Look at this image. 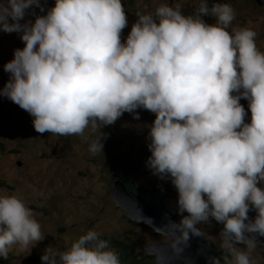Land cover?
Returning a JSON list of instances; mask_svg holds the SVG:
<instances>
[{
    "label": "clouds",
    "instance_id": "obj_1",
    "mask_svg": "<svg viewBox=\"0 0 264 264\" xmlns=\"http://www.w3.org/2000/svg\"><path fill=\"white\" fill-rule=\"evenodd\" d=\"M33 8L44 11L41 0H0V30L20 33L24 43L3 65L10 79L0 96L29 113L40 134L87 140L86 130L99 133L89 144L93 155L103 152L102 127L126 112L139 120L137 109L154 113L147 167L177 190L178 211L187 213L178 220L184 239L199 236L196 225L211 218L223 225L222 247L234 264H253L237 245L252 250L264 237V188L257 186L264 183V53L256 32L230 34L235 11L226 3L211 9L214 24L203 19L206 4L194 15L179 4L161 5L155 16L137 13L123 43L121 0H55L45 15L21 23ZM44 239L21 198L0 196V263L13 245L30 253ZM107 249L89 230L67 250L46 247L41 261L120 264ZM209 264L220 261L210 257Z\"/></svg>",
    "mask_w": 264,
    "mask_h": 264
},
{
    "label": "rangeland",
    "instance_id": "obj_2",
    "mask_svg": "<svg viewBox=\"0 0 264 264\" xmlns=\"http://www.w3.org/2000/svg\"><path fill=\"white\" fill-rule=\"evenodd\" d=\"M121 2L128 19V25L121 33L122 43L136 21L137 13L155 16L156 9L161 5L175 7L179 4L184 15H194L206 4L209 13L203 15V19L208 24H214L217 17L211 9L226 3L235 11V18L226 30L230 34L244 28L255 31L257 49L264 53V3L257 6L251 0ZM54 3L55 0H41L44 11L39 8L29 10L21 23L34 22L35 16L45 15ZM23 47L20 33L0 30V89L10 79L3 65L13 59L15 49ZM240 103L247 113L245 123H250L248 101L241 99ZM136 111L139 120L126 112L115 124L102 127L101 132L107 134V138L102 139L103 152L93 155L89 152V144L99 133L86 130L87 140L75 135L40 134L35 131L33 117L29 113L7 97L0 96V196L15 195L21 198L33 210L34 218L45 234V239L38 242L30 253L13 245L8 258L0 264H44L41 256L46 247L67 250L89 230L97 232L99 237L124 242L137 256L144 254L145 245L167 241V238L151 229L127 219L110 195L115 180L123 170H133L131 182L136 189L154 190L164 206L176 214L177 220L187 215L186 212L178 211V193L171 181L159 179L147 167L151 155L147 147L150 143L148 133L155 114L144 109ZM257 186L264 188V183ZM248 215L249 219H254L255 210H251ZM222 227V224L211 218L196 225L217 253L225 252V255H220V259L225 264H234L232 253L222 247ZM114 249L108 244L107 250ZM237 250L249 252L253 264H264V237H256V247L252 250L245 245H237Z\"/></svg>",
    "mask_w": 264,
    "mask_h": 264
},
{
    "label": "water",
    "instance_id": "obj_3",
    "mask_svg": "<svg viewBox=\"0 0 264 264\" xmlns=\"http://www.w3.org/2000/svg\"><path fill=\"white\" fill-rule=\"evenodd\" d=\"M252 2L262 6L264 0ZM110 195L116 207L122 210L130 221L146 226L154 233L167 238L166 242L144 246V254L154 258L153 264H209L210 257H215L220 264H225L201 234L196 236L189 233V239L185 240L181 221L175 220L165 209L144 202L118 178Z\"/></svg>",
    "mask_w": 264,
    "mask_h": 264
},
{
    "label": "trees",
    "instance_id": "obj_4",
    "mask_svg": "<svg viewBox=\"0 0 264 264\" xmlns=\"http://www.w3.org/2000/svg\"><path fill=\"white\" fill-rule=\"evenodd\" d=\"M132 173L133 170L125 169L123 170L122 174L118 177V179L127 189L133 191L144 202L152 205H157V202L159 201L161 207H166L164 206L163 201L161 202V200H159L154 190L149 191L147 188L136 189L133 186V183L131 182V179L134 176ZM167 210L171 211L168 208ZM174 215L176 216L175 213ZM99 239L107 241L108 244H111L115 248L114 252L118 255L120 264H153V257L144 254H142L141 256L133 254L129 250L128 245L124 242H119L112 238H106L103 236L99 237ZM216 254L220 259V255H225V252H216Z\"/></svg>",
    "mask_w": 264,
    "mask_h": 264
},
{
    "label": "bare ground",
    "instance_id": "obj_5",
    "mask_svg": "<svg viewBox=\"0 0 264 264\" xmlns=\"http://www.w3.org/2000/svg\"><path fill=\"white\" fill-rule=\"evenodd\" d=\"M135 179V178H134ZM162 202V201H161ZM145 255V254H144ZM154 259V258H153Z\"/></svg>",
    "mask_w": 264,
    "mask_h": 264
}]
</instances>
